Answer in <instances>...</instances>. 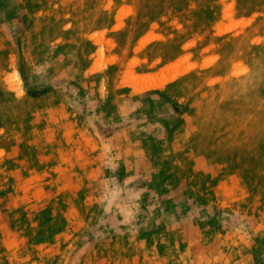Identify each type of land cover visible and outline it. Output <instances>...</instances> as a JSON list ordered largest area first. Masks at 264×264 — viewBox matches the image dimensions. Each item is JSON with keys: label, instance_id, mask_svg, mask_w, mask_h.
<instances>
[{"label": "rangeland", "instance_id": "1", "mask_svg": "<svg viewBox=\"0 0 264 264\" xmlns=\"http://www.w3.org/2000/svg\"><path fill=\"white\" fill-rule=\"evenodd\" d=\"M0 264H264V0H0Z\"/></svg>", "mask_w": 264, "mask_h": 264}, {"label": "bare ground", "instance_id": "2", "mask_svg": "<svg viewBox=\"0 0 264 264\" xmlns=\"http://www.w3.org/2000/svg\"><path fill=\"white\" fill-rule=\"evenodd\" d=\"M179 74H181V73L174 74V75H172V76H170V77L164 78V79H162L158 84L161 86V85L165 84L167 81L174 79V78H175L177 75H179ZM158 84H155V85L150 86V87H151V88H153V87H157V86H159Z\"/></svg>", "mask_w": 264, "mask_h": 264}]
</instances>
